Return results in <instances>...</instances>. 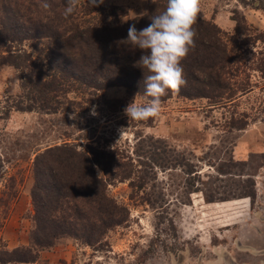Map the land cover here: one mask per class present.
Returning <instances> with one entry per match:
<instances>
[{
	"label": "rangeland",
	"instance_id": "rangeland-1",
	"mask_svg": "<svg viewBox=\"0 0 264 264\" xmlns=\"http://www.w3.org/2000/svg\"><path fill=\"white\" fill-rule=\"evenodd\" d=\"M151 1L104 0L86 19L115 23L117 15L121 24L147 13ZM197 18L223 33L239 68L232 85L248 88L215 107L171 95L158 117L132 121L124 109L135 95L115 85L92 95L70 91L49 111H15L13 104L25 103L23 74L0 65V251L29 245L31 162L39 151L105 145L138 169L147 162L135 154L141 151L134 153L139 145L156 147L169 164L154 167L153 177L115 178L108 185L128 220L100 246L63 237L37 248L32 262L3 264H264V0H202ZM29 44L22 48L32 53ZM39 60L43 71L45 58ZM173 158L180 164L170 165ZM185 164L194 173L185 174ZM245 198L243 211L242 204L213 206Z\"/></svg>",
	"mask_w": 264,
	"mask_h": 264
},
{
	"label": "trees",
	"instance_id": "trees-1",
	"mask_svg": "<svg viewBox=\"0 0 264 264\" xmlns=\"http://www.w3.org/2000/svg\"><path fill=\"white\" fill-rule=\"evenodd\" d=\"M87 1L79 0L75 11L65 16L67 0H0V65L23 74L20 88L25 92V103L16 102L10 109L49 111L51 104H59L58 97L75 90L92 95L118 85L134 95L144 92V71L136 63L146 53L120 42L127 39L131 25L137 30L147 27L152 15L165 10L167 0H152L147 13L121 24L117 15L115 23L97 24L86 19L101 9L100 5L85 7ZM44 3L50 7L45 9ZM193 27L195 46L181 61L187 83L176 94L169 91L162 101L175 95L187 100L205 99L211 107L231 102L248 89L232 85V76L239 73L237 58L228 52L223 33L212 22L197 18ZM24 42H31L32 53L22 48ZM39 58H45L43 71ZM135 149L142 153H135ZM156 149L134 147L135 154L147 159L138 169L126 160L118 161L122 155L105 145L79 149L61 144L36 153L31 162L29 245L0 251V264L32 262L37 248H49L63 237L88 247L100 246L109 230L128 220L127 208L109 195L108 185L115 178L147 179L150 174L154 176V167L169 166ZM171 162L180 164L181 160L173 158ZM185 166V174L194 173L190 165ZM96 169L101 170L102 177L97 176ZM193 192L188 189V193ZM236 204H242L243 211L247 199L213 206Z\"/></svg>",
	"mask_w": 264,
	"mask_h": 264
},
{
	"label": "clouds",
	"instance_id": "clouds-1",
	"mask_svg": "<svg viewBox=\"0 0 264 264\" xmlns=\"http://www.w3.org/2000/svg\"><path fill=\"white\" fill-rule=\"evenodd\" d=\"M103 2L89 0L92 7ZM201 4L202 0H167L165 10L152 15L147 27L140 30L134 24L129 27L127 39L120 43L146 53L136 63L144 71V92L137 93L125 107L124 114L129 120L147 121L158 117L162 108L161 98L169 91L178 93L186 85L181 61L195 46L193 26ZM78 5L79 0H67L64 15H71ZM43 7L47 9L50 5L44 3Z\"/></svg>",
	"mask_w": 264,
	"mask_h": 264
}]
</instances>
